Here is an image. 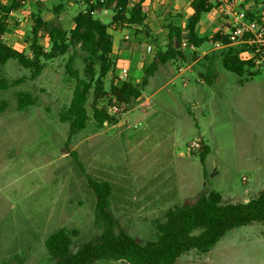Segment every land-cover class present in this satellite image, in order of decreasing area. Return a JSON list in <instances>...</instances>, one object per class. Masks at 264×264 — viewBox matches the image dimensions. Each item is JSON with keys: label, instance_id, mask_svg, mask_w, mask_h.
Returning a JSON list of instances; mask_svg holds the SVG:
<instances>
[{"label": "rangeland", "instance_id": "374dc122", "mask_svg": "<svg viewBox=\"0 0 264 264\" xmlns=\"http://www.w3.org/2000/svg\"><path fill=\"white\" fill-rule=\"evenodd\" d=\"M23 4L21 25L7 42L30 55L26 41L33 15L40 11L69 30L86 0ZM170 13L186 24L176 10ZM103 15L95 16L110 24L113 12ZM165 18L150 21L155 49L166 45ZM218 26L205 15L197 33L208 41L200 48L181 45L183 59L151 78L139 101L112 114L116 123L99 124L94 109L108 99H96L92 91L86 126L73 135L69 123L61 121L76 84L66 72L73 49L43 61L45 68L35 79L15 60L0 64V81L21 80L0 89V106L6 103L0 111V264H53L45 240L61 228L79 233L74 251L95 241L105 224L97 217L90 180L112 185L108 211L114 230L141 244L157 239L169 210L193 205L211 191L231 203H247L264 192V61L243 76L226 70L222 60L237 48L209 41ZM75 67L83 77L80 55ZM111 78L104 79L108 91ZM19 94H29L35 104L20 110ZM204 146L210 151L203 164L199 152ZM175 264H264V222L234 228L209 253L192 250Z\"/></svg>", "mask_w": 264, "mask_h": 264}, {"label": "trees", "instance_id": "16d2710c", "mask_svg": "<svg viewBox=\"0 0 264 264\" xmlns=\"http://www.w3.org/2000/svg\"><path fill=\"white\" fill-rule=\"evenodd\" d=\"M23 2L25 0L0 3V64L15 60L24 69L31 70L32 78L35 79L45 68L43 61L53 60L73 49L66 72L76 84L71 102L61 114V121L69 123L71 135L86 126V105L92 91L96 99H108L105 106L94 109L96 120L100 125L104 122L116 123V118L111 115L109 108L115 103L120 112L121 107H127L141 97L142 89L149 79L166 63L182 60L183 54L179 48L183 39L188 42L187 48L191 45L200 48L208 41L199 38L197 31L204 16L210 12L211 0H192L194 12L184 26L174 21L172 15L165 19L168 22L166 45L164 48L157 47L153 60L145 63L138 84L137 79L130 76L126 80L118 77L119 70L125 67L121 64L123 59L115 56L113 33L123 27L133 30V40H123L125 44L122 49L131 47V44H138L139 48L146 44L152 45L155 39L148 27L145 11L149 0H139L136 3L131 0H86V9L75 15L74 27L69 30L53 25L38 11V14L33 15L30 38L26 41L30 55L9 46L4 40V35L9 31L8 14L10 11L21 9ZM99 10L113 12L110 24L96 18L95 13ZM184 32H187L185 38ZM44 39L48 40L47 45L42 43ZM209 41L230 43L228 36H222L218 32ZM236 48L224 56L223 66L226 70L243 76L248 68L255 66L259 55L244 59L240 55L244 48ZM79 55L85 63L83 77L75 67ZM109 76L112 78L108 91L104 79ZM20 81L12 84L0 81V89H7ZM34 104L29 94H19L20 110ZM5 106L6 103H2L0 111ZM209 151V147L204 146L199 152L203 164ZM90 186L96 195L97 217L104 222V230L95 241L85 243L75 251L73 240L79 233L64 228L55 231L45 240V247L53 264H94L102 260L123 261L124 264H175L182 255L192 250L210 252L218 241L234 228L253 222H264V192L247 203H231L226 202L219 192L211 191L193 205L169 210L165 222L157 227V239L141 244L126 232L114 230L113 219L108 211L112 185L90 180Z\"/></svg>", "mask_w": 264, "mask_h": 264}, {"label": "built area", "instance_id": "2783aa9c", "mask_svg": "<svg viewBox=\"0 0 264 264\" xmlns=\"http://www.w3.org/2000/svg\"><path fill=\"white\" fill-rule=\"evenodd\" d=\"M209 14L219 25L215 33L228 36L230 42H216V47H241L244 48L240 53L242 58L251 59L259 55L255 62L264 61V0H211ZM182 47H188L186 39L183 40ZM128 76L127 68L121 69L118 74L121 80H126ZM109 111L111 115L116 114L119 107L114 103ZM198 146L194 142L193 147Z\"/></svg>", "mask_w": 264, "mask_h": 264}, {"label": "crops", "instance_id": "0c3cea01", "mask_svg": "<svg viewBox=\"0 0 264 264\" xmlns=\"http://www.w3.org/2000/svg\"><path fill=\"white\" fill-rule=\"evenodd\" d=\"M8 1L9 0H0V3L6 4ZM131 1L136 3L139 0H131ZM37 2H38V0H37ZM86 7H85V9H86ZM22 9L23 8L9 12V14H8L9 31L4 35L5 42L9 46H11L15 49H18V50H20V49L11 43H8L7 41H8V37H9V39L15 38V37H12L11 34H14V36H15L16 32L13 33L12 32L13 29L16 26L21 25L20 23L22 22L23 16L20 14V10H22ZM172 10H176L177 13L179 14V16L182 18V20H184V21L186 20L185 21V23H186L187 20L189 19V17L194 12L193 8H192V0H149V2L146 4V7H145V11H146V14L148 17L147 24H148L149 29L152 31V28L150 27V25H152V24L150 23V21L152 20L153 17L155 18V16L158 15L159 17L164 16L167 18L168 16L171 15L170 12ZM106 11H109V10H99L95 13V15H99V16L101 15V17H102V16H104L103 14L106 13ZM150 11L153 13V17L151 16ZM11 12L13 14H11ZM200 25H201V23L199 24V26ZM199 26H198V28H199ZM73 27H74V21H73L72 28ZM113 34H114L115 56H119L120 58L123 59L124 62L122 61L123 63L121 62V64H123V66L128 69L129 76L131 78L137 79V82L139 84L140 81H138V80L142 77V70L144 68V65H145V63H150L153 60L156 49L153 47V45H148V44L143 45L141 48H139L138 50H135V51L132 50L133 49L132 46H134L135 44H131V47H125L127 49H122L124 44H125L123 42V40H130V41L133 40V30L130 29V32H129V31H126L122 28H118L117 31H115ZM13 43L17 44V39ZM42 43L44 45H47L48 40L44 39L42 41ZM172 63L173 62L166 63V65L164 66V69L165 70L169 69L171 67V65H173ZM161 69H163V67ZM160 70L157 73H159ZM157 73H155V75ZM154 76H152L151 78H153ZM151 78L149 79V81H151ZM141 98H139L138 101ZM123 124H124V122L119 123L120 126H122Z\"/></svg>", "mask_w": 264, "mask_h": 264}]
</instances>
